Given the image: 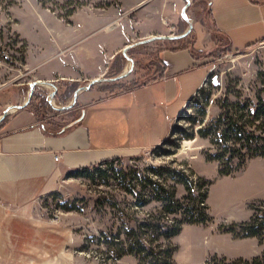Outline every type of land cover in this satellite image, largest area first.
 Wrapping results in <instances>:
<instances>
[{
    "label": "rangeland",
    "instance_id": "obj_1",
    "mask_svg": "<svg viewBox=\"0 0 264 264\" xmlns=\"http://www.w3.org/2000/svg\"><path fill=\"white\" fill-rule=\"evenodd\" d=\"M69 1L0 0V116L7 108L14 107L0 122V135L32 124H42L49 129V122H68L74 116L70 109L56 110L50 104V95L58 92L51 86L42 90L52 108L43 106L39 116L36 114L39 101L33 106L29 103L24 108H16L27 99L30 88L25 93L23 84L33 82L35 73L34 70L27 72L24 58L28 44L17 28L37 45L55 36L49 28H75L74 24L66 23L71 22L69 18L79 10L102 11L110 7L127 13V28L118 32L113 21L106 37L96 35V39L108 43L104 47L106 53L153 35L179 34L181 29L188 28V22L181 16L185 0H125L121 4L119 0ZM196 5V0H192L190 18L198 17ZM209 20L206 18L205 22L210 25ZM181 22L182 27H178ZM154 26L164 28H159V34ZM218 37L214 49L197 51L210 60L209 76L179 114L166 143L121 156L112 166L103 165L105 172H95L93 178L68 174L57 191L33 203L35 217L63 226L69 235L61 250L46 261L32 264H139V255L129 250L136 252L140 245L128 247L127 235L131 234L133 244L141 238L151 241L155 233L147 228L144 231L142 224H170L175 217L165 213L162 203L153 199L149 182L150 177L157 178L153 176V168L165 170L163 178L177 186V194L182 199L187 191L184 185L170 178L168 169L185 171L186 177L195 184L200 178L208 183L204 188L210 220L206 224H185L171 239L179 246L175 264H209L215 254L229 260H252L258 256L264 259V45H260L264 41L223 54L226 41ZM168 44L177 46L179 43L157 40L132 46L127 51L125 69L130 70L131 76L137 74L140 67L148 70L155 65L158 51ZM78 57L80 55L75 53L74 59ZM148 71L145 78L151 76V70ZM124 78L95 84L102 87L123 82ZM106 91L114 94L119 89L111 87ZM69 103L60 105L53 99L56 106ZM228 117L236 118V129L244 131L229 134L230 140L236 139L239 143L223 149L228 141L221 138L220 132ZM201 128L206 129L207 137L199 134ZM213 139L223 144H214ZM230 140L231 146L235 140ZM214 155L219 159H210ZM221 170L231 173L221 174ZM252 217L262 223L258 235L242 237L229 231L235 226L237 231L241 230L237 226ZM216 262L221 263L220 259ZM0 264L14 263L0 260Z\"/></svg>",
    "mask_w": 264,
    "mask_h": 264
},
{
    "label": "crops",
    "instance_id": "obj_2",
    "mask_svg": "<svg viewBox=\"0 0 264 264\" xmlns=\"http://www.w3.org/2000/svg\"><path fill=\"white\" fill-rule=\"evenodd\" d=\"M196 3L198 17H191L196 32L195 50L217 46L212 27L234 51L264 41V0H196ZM206 18L210 19V25L206 24ZM69 19L71 22L58 21L74 24L75 28H49L55 36L37 45L17 28L27 40L24 60L27 72L35 71L33 80L52 81L55 85L59 81H77L83 86L106 77L111 66L120 68L125 64L123 71L126 70L124 47L106 53L104 47L108 43L96 39V35H108L113 21L118 32L127 28V13L110 7L102 11L88 8ZM179 26L182 27V22ZM154 27L159 34V28H164ZM162 48L158 51V58L165 64L162 77L115 94H108L102 90L103 86L94 83L79 92L78 105L69 110L73 119L65 121L55 134L42 124H32L0 135L1 261L41 263L65 246L68 230L35 217L32 206L39 198L57 191L70 171L156 148L169 138L179 114L204 85L211 63L207 57L196 58L190 48ZM75 53L80 57L74 59ZM120 53L125 60L116 58ZM148 70L153 74L156 66ZM148 70L140 67L137 74L131 76L129 72L122 81L145 78ZM26 86L30 88V83L23 84ZM68 128L71 129L66 131Z\"/></svg>",
    "mask_w": 264,
    "mask_h": 264
},
{
    "label": "trees",
    "instance_id": "obj_3",
    "mask_svg": "<svg viewBox=\"0 0 264 264\" xmlns=\"http://www.w3.org/2000/svg\"><path fill=\"white\" fill-rule=\"evenodd\" d=\"M69 2H72V1L70 0ZM43 5L46 6L45 1H43ZM189 9L190 7L188 8V11ZM185 29L186 28L184 27L183 29H181L179 33L184 32ZM210 29L213 35V39L217 40L218 32L216 31V28L214 29L212 27ZM195 33H196L195 30H192V32L189 34L188 37L178 39V40H170L173 43L178 42L179 44L177 46L168 44L167 46H165V48L171 49V50L190 48L192 54L196 58H203L202 55H199L197 53L198 50H195L193 47L195 38H196ZM256 43L258 42L250 44L248 47H252L256 45ZM162 49L163 48H161L160 51H162ZM236 51H239V50H236ZM232 52H235V51L227 47L223 51V54H228ZM116 58L117 59L123 58V60L126 59L122 53L118 54ZM153 63L156 66V70L153 72V74H151L150 77L144 78V79L143 78L135 79L129 83L114 82L113 84L104 85L102 87V90L105 91L111 87H116L119 89V91L116 93H119L121 91H127L132 88L145 85L154 79L162 77L165 73L164 62L158 58ZM124 66L125 64L122 65L120 68H114V66H111L110 70L106 74V77L110 78V77H115L119 75L123 71ZM56 86H57L58 92L55 94L54 98L56 99L58 104L63 105L67 103L68 101H71V99L73 98L74 91L78 88L79 84L77 81H67V82L59 81V82H56ZM27 87H24L25 93L29 89V87L28 88ZM35 90L37 91L34 92L30 103H31V106H33V104L36 101H39L38 109L36 111V114H38L39 116L38 112H41V109L43 106L47 105V107L49 108H52V107L50 106V104L48 103L46 99V92L38 87H36ZM40 104H42V106H39ZM77 105L78 103L76 104V106ZM258 112H260V110ZM258 112L256 114L257 116H258ZM49 124H50V128L47 129L45 126V129L49 133L55 134L59 130H61V128L66 123L59 120V121L49 122ZM224 124H225V128L220 132L221 133L220 136L221 138L223 137L224 141H228V142H225L223 145V149H227L228 147H232V145L239 143V140H236V139H234L235 141L230 140L229 134L231 133L237 134L238 131L242 130V128L241 130L236 129L237 127L236 118L228 117L227 121ZM70 129L71 128H68L66 131H69ZM198 132L202 137H207L208 135V132L206 131V129H203V128L198 130ZM187 136L189 138H193L192 135H187ZM214 136L217 137L218 136L217 133L214 134ZM168 140L169 138H167L162 144L166 143ZM229 140L234 141L232 142L231 146L230 144H228L230 143ZM213 143L223 144V142H219V140H214V139H213ZM161 145L157 147H160ZM262 155L264 156V154ZM217 157H218L217 155H214L212 158L210 157V159H215V160L219 159ZM118 158L119 157L107 159L97 164L80 167V168L70 171L68 174L70 176H75V177L83 176L87 178H93L95 176V172H105V170L102 168L103 165L112 166L113 163ZM152 170H153V176H157L156 179L152 177L149 178L150 185L152 186V193L154 194L153 199H156L157 201H160L162 203L163 211L165 213L172 214L175 217L172 218L173 222L170 224L167 222H165V224H162V225L153 224L151 222L143 223L142 227L144 228V231H146V228H147V229H151L155 233L154 239L147 242L146 238H141L139 240H136L135 243L133 244L130 240L131 234H128L127 237L129 240L128 242H126V244L128 245V247L134 246V245H140L137 248L136 252L133 250H129V253L139 255L140 257L139 264H175V255H176V252L179 250V246L175 245L171 241V239L182 231L183 225L185 224H198V225L206 224L210 220L209 206L206 202L207 194H206V189L204 188L205 185L208 183L207 181L200 178L199 182L195 184L194 180H191L190 178L186 177L185 171L177 170L175 168L171 170L168 169L167 171L170 172V178L174 180L176 183H180L184 185L187 191V195H185L182 199L177 194V186L171 183L169 184V182L165 180V178H163V175H164L163 172L165 171L163 168H160V169L153 168ZM229 173L231 172L229 171L224 172L221 170V174L226 175ZM177 215L179 216L178 218H177ZM261 225L262 223L259 222V218L252 217V219L249 222H243L237 226L241 230L237 231L236 226H235L231 228L229 231L234 233L236 236L252 237V236H256L259 234ZM131 231L135 234V230L132 229ZM218 259H220V262H221L220 264H263L264 263L263 257H259V256L253 258L252 260H244L241 258L235 259V260H229L226 257H219L217 254H215L212 256L211 258L212 261L209 264H217L216 261Z\"/></svg>",
    "mask_w": 264,
    "mask_h": 264
},
{
    "label": "water",
    "instance_id": "obj_4",
    "mask_svg": "<svg viewBox=\"0 0 264 264\" xmlns=\"http://www.w3.org/2000/svg\"><path fill=\"white\" fill-rule=\"evenodd\" d=\"M185 1H186V3L184 4V6L182 8L181 16H182V18L185 21L188 22V28L184 32L179 33V34H160V35H153V36H151L149 38H146V39H143L141 41H138L135 44H131V45L126 46L124 48V50H123V54L128 58V55H127L128 49L131 48L134 45H137V44H142V43H147V42H153V41H157V40H178V39H182V38L187 37L192 32L194 25H193L192 19L189 16V13H188V8L192 4V0H185ZM129 59L134 64L133 59L132 58H129ZM129 72H130V70H124L123 72H121L119 75H117L115 77H110V78H106V77H104V78H96V79H93L92 81H90L87 85L79 86L74 91L73 98L70 101V103L67 104V105H64V106H56V105L53 104V99L55 97L56 91L50 95L49 102H50V104L56 110L71 109L76 104L77 98H78V94H79V92L81 90L89 89L94 83H97V82H99L101 80L102 81H105V80L115 81V80L122 79V78L126 77L129 74ZM40 84L47 85V86H53V87H55V89H57L56 85L52 81L34 80L33 82L30 83V89H29V92H28L27 99L22 104L16 105V108H19L20 109V108L26 107L31 102V100H32V97H33V94L35 92L36 86L37 85H40ZM11 108H14V107H9V108H7L3 112V114L0 116V122L3 121V119L10 113Z\"/></svg>",
    "mask_w": 264,
    "mask_h": 264
},
{
    "label": "built area",
    "instance_id": "obj_5",
    "mask_svg": "<svg viewBox=\"0 0 264 264\" xmlns=\"http://www.w3.org/2000/svg\"><path fill=\"white\" fill-rule=\"evenodd\" d=\"M260 45H264V42H261Z\"/></svg>",
    "mask_w": 264,
    "mask_h": 264
}]
</instances>
